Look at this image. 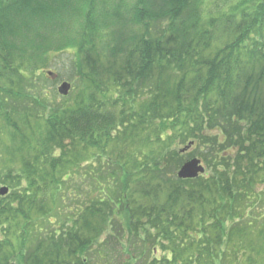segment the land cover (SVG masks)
I'll list each match as a JSON object with an SVG mask.
<instances>
[{
    "label": "trees",
    "instance_id": "trees-1",
    "mask_svg": "<svg viewBox=\"0 0 264 264\" xmlns=\"http://www.w3.org/2000/svg\"><path fill=\"white\" fill-rule=\"evenodd\" d=\"M0 186V264H264V0H0Z\"/></svg>",
    "mask_w": 264,
    "mask_h": 264
},
{
    "label": "water",
    "instance_id": "water-1",
    "mask_svg": "<svg viewBox=\"0 0 264 264\" xmlns=\"http://www.w3.org/2000/svg\"><path fill=\"white\" fill-rule=\"evenodd\" d=\"M69 90H70V85L65 83L62 85L60 92L62 94H67ZM192 145L193 144L189 145L182 152L185 153L186 151H188ZM204 172H205V170L201 166V161L194 159V160L189 161L188 163H186L182 167L181 171L178 174V177L182 180L195 179V178L199 177L200 174H203ZM8 192H9V190L7 188L1 189L0 190V196H6L8 194Z\"/></svg>",
    "mask_w": 264,
    "mask_h": 264
},
{
    "label": "rangeland",
    "instance_id": "rangeland-1",
    "mask_svg": "<svg viewBox=\"0 0 264 264\" xmlns=\"http://www.w3.org/2000/svg\"><path fill=\"white\" fill-rule=\"evenodd\" d=\"M67 18H69V17H67ZM71 23V21H70V19H68L67 21H66V24L67 25H69ZM64 58L66 59V57L65 56H63L60 60H59V63H58V65H56V64H54V66H52V68L50 69V68H48V71H49V74H48V77L51 79V81H52V83L53 82H55V84H54V87H56V90L58 89V87L59 86H61V84L62 83H64V82H67V81H65V79H63L62 77H57V75H56V77L54 78L53 77V73L52 72H55V71H58L59 69H61L64 65H65V63L66 62H64ZM67 61V60H66ZM55 70V71H54ZM48 71H47V73H48ZM63 72V71H62ZM59 76V75H58ZM58 81L57 82V84H56V81ZM215 134H217V133H215ZM221 140H223V138L221 139ZM190 152V154L191 153H195V150H191V151H189ZM189 153H188V155H185L184 156V161L186 162V161H188V160H190V159H192L191 157V155H190ZM197 154V153H196ZM16 164H13V166H15ZM203 166H205L204 164H203ZM181 169H182V166L179 168V170H178V172H177V174H176V177H178V174H179V172L181 171ZM205 172H206V168H205ZM204 172V173H205ZM0 187H2V186H0Z\"/></svg>",
    "mask_w": 264,
    "mask_h": 264
}]
</instances>
